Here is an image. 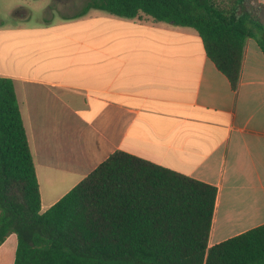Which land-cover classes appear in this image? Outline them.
<instances>
[{
    "label": "crops",
    "instance_id": "obj_1",
    "mask_svg": "<svg viewBox=\"0 0 264 264\" xmlns=\"http://www.w3.org/2000/svg\"><path fill=\"white\" fill-rule=\"evenodd\" d=\"M20 9L17 24L0 23V77L14 85L41 212L119 150L216 188L208 247L264 224V53L254 39L234 90L192 28L108 13L29 25ZM10 256L0 251V264Z\"/></svg>",
    "mask_w": 264,
    "mask_h": 264
},
{
    "label": "trees",
    "instance_id": "obj_2",
    "mask_svg": "<svg viewBox=\"0 0 264 264\" xmlns=\"http://www.w3.org/2000/svg\"><path fill=\"white\" fill-rule=\"evenodd\" d=\"M125 19L194 29L239 81L244 46L264 53L260 0H90ZM216 188L115 151L45 212L14 85L0 77V251L12 264H264V224L208 247Z\"/></svg>",
    "mask_w": 264,
    "mask_h": 264
},
{
    "label": "rangeland",
    "instance_id": "obj_3",
    "mask_svg": "<svg viewBox=\"0 0 264 264\" xmlns=\"http://www.w3.org/2000/svg\"><path fill=\"white\" fill-rule=\"evenodd\" d=\"M90 0H0V23L5 26L17 24L14 19L16 16L23 14L20 8L28 10V19L24 21L29 25H41L44 22L57 23L66 19H74L80 16L82 8ZM93 14L106 15L107 13L100 10L90 9L82 17ZM37 174L41 181L42 175L37 167ZM42 188L43 204L47 196Z\"/></svg>",
    "mask_w": 264,
    "mask_h": 264
}]
</instances>
